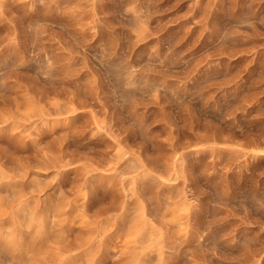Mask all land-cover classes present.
<instances>
[{"label":"rangeland","instance_id":"374dc122","mask_svg":"<svg viewBox=\"0 0 264 264\" xmlns=\"http://www.w3.org/2000/svg\"><path fill=\"white\" fill-rule=\"evenodd\" d=\"M0 264H264V0H0Z\"/></svg>","mask_w":264,"mask_h":264}]
</instances>
